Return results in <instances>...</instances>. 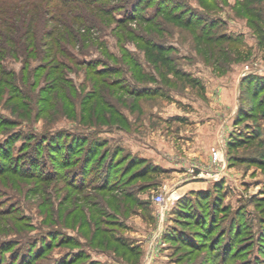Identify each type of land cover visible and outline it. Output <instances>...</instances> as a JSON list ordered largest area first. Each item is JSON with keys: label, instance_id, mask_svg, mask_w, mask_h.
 <instances>
[{"label": "rangeland", "instance_id": "374dc122", "mask_svg": "<svg viewBox=\"0 0 264 264\" xmlns=\"http://www.w3.org/2000/svg\"><path fill=\"white\" fill-rule=\"evenodd\" d=\"M163 1L184 23L155 18L154 5L143 11L154 17L150 25L103 22L88 39L60 42L51 55L61 91L48 87L54 78L45 74L35 90L29 86L48 60L31 58L28 78L22 57L3 61L24 101L17 110L11 93L0 90V123H14L0 127L1 153L9 155L0 161V250L18 242L1 264H264V0ZM151 44L168 50L169 66L153 62ZM27 107L28 117L21 113ZM84 135L106 141L109 155L120 150L118 157L160 169L149 181L158 186L138 192L146 182L137 180L108 194L93 183L83 191V149L68 168L57 166L70 139ZM46 136H55L52 151L69 145L50 153L41 143ZM237 137L246 141L234 144ZM6 166L17 173L1 171ZM49 171L58 176L40 178ZM195 195L203 212L194 209L195 221L184 223L187 215H176L175 206ZM97 209L117 224L100 222L108 233L91 238L83 221ZM109 231L139 256L119 248ZM51 243L32 261L29 249L35 255Z\"/></svg>", "mask_w": 264, "mask_h": 264}, {"label": "trees", "instance_id": "16d2710c", "mask_svg": "<svg viewBox=\"0 0 264 264\" xmlns=\"http://www.w3.org/2000/svg\"><path fill=\"white\" fill-rule=\"evenodd\" d=\"M164 4L165 2L163 0H0L1 94L3 95L4 91L10 92L11 96H13L12 98H14L15 100V106L13 108H16L17 110L19 109L18 107L22 105L21 103H23L24 101L20 86L18 84H15L14 82L16 81L15 73L13 71H9L3 64V61L6 58L22 57V74H26V78H28L27 72L29 70L28 68L30 67L29 60L31 58H36L38 56L41 58V60H48L49 63H41L42 65L36 67L37 75L36 77H34V79H36H33V83L30 82L29 86L32 90H35L38 87V82L41 79V76L45 74L44 77H46L47 79L54 78V83H52L48 87L56 85L57 87H59V91H61L60 83L63 82L64 79H61L60 75L58 76L59 71L57 70L59 65L54 64L56 60L51 55L55 47H60V42H68L70 44H73L80 40L88 39L87 37H89V31L99 27L101 24H103V22H105V24L114 22L121 25L122 27L133 21H140L141 23L150 25L154 22V17L156 18V16H165V18H170L171 20H174L177 23L181 22L182 24V22L184 21L182 20L183 17L178 16L179 13L176 12V9L173 6L169 7ZM154 5L156 7L155 16L145 17L143 15L144 9ZM116 12H119L118 18L115 16ZM167 51L168 50L165 49L162 45L158 44H151L150 51L148 50V52H150L149 56L152 58L153 62H155L156 64L158 63L159 65L161 64L165 67L169 66L170 64V57L168 56ZM108 70L109 72H111L110 69ZM106 72L108 71H97L95 73H99L100 75ZM20 80L22 81V78ZM26 80L28 81V79ZM261 83L258 82V86L260 85V87L262 86L261 88H264V81ZM52 89H54L53 91L56 90L55 87H52L50 91H52ZM40 90L42 91V89ZM49 95L48 99L46 100L47 102L51 101L50 98L52 97V93H49ZM31 99L34 100L35 97H31ZM38 99L39 98H37L36 100ZM258 103H260V108L264 109V95ZM26 109V111H22L21 113H26V116L28 117L31 114L32 110H30L29 107H27ZM42 113H45V111H43ZM250 114L254 113L251 112ZM262 116L264 117V113L262 114ZM11 124L13 125L14 123H12L10 120H6L5 124H2V122L0 123V127H2V125H4V127H9L11 126ZM252 136L253 135H251V137ZM54 137L55 136L48 138L46 136L42 137L43 140H41V143L44 142L45 147H47L46 150H50V153H59L63 150L65 151L68 145H71V148L69 147L70 150L68 151V156H64L60 159L61 161L57 166L59 169L68 168V162L71 160V158L74 155L80 154L83 149V191L85 189L84 187H87V185H91L92 183L94 184L93 190L106 194L112 192L116 188H119L118 186L122 183L123 185L125 184V187H128L132 186L137 180H143L146 182L143 183V186L136 188L138 189V192H144L151 187L158 186L155 182L151 183L149 181L152 180L151 176L159 175L160 169L155 166L145 165V163L140 161L141 159L131 160L129 158H126V156L118 157L120 150L117 154L114 152L113 155H109V149L107 147L106 141L98 140L96 138L89 139V137L85 135L81 136L79 139L77 137H72L68 145H66L65 147H59L57 151L55 149H53L52 151V149H49V147L52 146L51 139H53ZM244 137H237L238 139H236V142H234V144H236L237 142L239 143L240 141H246ZM246 137H248V135H246ZM33 138L34 137H28V139ZM46 150H39L38 152L39 154H46ZM1 152L2 151L0 148V161L4 162L2 160H5L9 155L5 156ZM111 156L113 158L109 159V157L111 158ZM140 165L143 167V169H139ZM121 166H123L124 168H122ZM119 167H121V170L116 169ZM50 170H53V168H51ZM1 171L13 174L17 173L16 170L11 171L10 169H8V166L4 167V169H2ZM93 172L95 174L94 177L92 175ZM54 176L58 175H54L49 171L47 175L41 176L40 178L49 181ZM60 176H62V174H60ZM74 179L75 177L73 178V180ZM95 181H97V183H95ZM79 187L80 186L76 185L77 189ZM134 188L135 186L131 187V189ZM124 193L126 195L125 197H129V194H131L130 192H128L129 194L127 192ZM86 198H88L87 195H83V201H86ZM87 202L90 201L88 200ZM203 205L204 204L200 200V197L198 195H195L193 199L182 197L181 199H179L175 206V214L178 216L187 215L186 217H184L187 220L184 221V223L192 222L195 221V218L190 217V214H192L191 212L196 209V211H198L200 214V212H203ZM100 209H97L95 211V218L93 216L92 220L90 219L85 222L83 221V227H92L91 238L97 236L100 232H107L100 230V222H104L106 224L112 223L113 225L117 224V220H115L112 214L102 212ZM217 210L218 208L214 209L213 213H216ZM98 218L102 220H99ZM109 233L111 236H113V242H116L119 248H125V250H127V252H129V255L133 256V258L139 256L138 253H133L134 246H127L122 238H120L119 236H115L113 232L111 234V232L109 231ZM169 234V232L166 233V235L164 236L165 239ZM14 244L18 245V242L12 241L5 245V249L2 248L3 250H0V257H2L5 252L11 250V247H13ZM51 247L52 243L48 244V246H43L42 249L35 255L33 252V248L29 249V257H33L31 259L32 261H34L37 258H40L48 250H50ZM259 254L264 255V252H260ZM70 263V261H64L61 264Z\"/></svg>", "mask_w": 264, "mask_h": 264}, {"label": "built area", "instance_id": "2783aa9c", "mask_svg": "<svg viewBox=\"0 0 264 264\" xmlns=\"http://www.w3.org/2000/svg\"><path fill=\"white\" fill-rule=\"evenodd\" d=\"M213 159H214V161L219 162V157H218V153H217V152H214V153H213ZM193 170H194V167H192V168L190 169V172H193ZM154 201H155L156 204H162L163 201H164L163 196H162L161 194H157V195L154 197Z\"/></svg>", "mask_w": 264, "mask_h": 264}]
</instances>
